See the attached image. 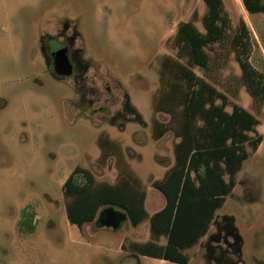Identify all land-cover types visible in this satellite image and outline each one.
Masks as SVG:
<instances>
[{
  "label": "rangeland",
  "instance_id": "1",
  "mask_svg": "<svg viewBox=\"0 0 264 264\" xmlns=\"http://www.w3.org/2000/svg\"><path fill=\"white\" fill-rule=\"evenodd\" d=\"M223 2L231 35L242 20L250 28L249 61L264 75V13ZM205 12L202 0H0V264H174L123 250L150 240L148 220L118 231L71 224L63 186L78 167L109 184L124 171L146 188L150 215L164 207L152 183L174 164L177 139L153 137L155 120L168 121L154 110L160 66L177 56L171 40L179 24L197 13L204 31ZM62 29L73 38L80 76L59 79L49 69L45 36ZM212 57L209 81L228 96L229 112L238 105L259 120L263 141L247 147L236 187L185 254L188 264H264V101L241 85L229 41L215 45ZM101 137L115 143L107 160ZM26 210L33 232L20 224Z\"/></svg>",
  "mask_w": 264,
  "mask_h": 264
},
{
  "label": "trees",
  "instance_id": "2",
  "mask_svg": "<svg viewBox=\"0 0 264 264\" xmlns=\"http://www.w3.org/2000/svg\"><path fill=\"white\" fill-rule=\"evenodd\" d=\"M202 1L206 6L201 18L204 31L194 22L197 13L194 20L181 22L171 40L177 56H165L159 71L160 87L154 110L166 115L168 121L155 120L153 137L160 140L172 133L177 139L174 164L163 179L152 183L163 195L164 207L150 215L146 188L138 178L124 171L116 183L109 184L97 181L90 170L78 167L63 186L71 224L80 229L98 224L101 211L116 207L127 214L133 227L149 221L150 240L123 244V250L174 264L189 263L185 251L207 235L217 210L236 187V176L250 154L247 147L255 151L263 141L256 130L259 120L238 105H233L229 112L228 96L208 79L216 63L212 57L214 46L229 41L241 69V85L255 101H264V75L249 61L251 30L242 20L231 35V18L223 0ZM241 2L248 14L264 13V0ZM195 68L204 76L197 74ZM99 146L102 160H107L115 143L101 137ZM27 215L26 210L25 221L20 224L25 222L27 232H33L34 214L29 218ZM163 239L165 243H161Z\"/></svg>",
  "mask_w": 264,
  "mask_h": 264
},
{
  "label": "flooded vegetation",
  "instance_id": "3",
  "mask_svg": "<svg viewBox=\"0 0 264 264\" xmlns=\"http://www.w3.org/2000/svg\"><path fill=\"white\" fill-rule=\"evenodd\" d=\"M66 30L57 31L56 34H47L44 40V51L46 52V61L48 63L49 69L52 75L59 79L71 78L73 76L79 75L80 60L78 56L73 51L72 42L73 38L66 34ZM67 58L68 63L71 65V74L62 75L60 71L64 67H60V62L63 59V56Z\"/></svg>",
  "mask_w": 264,
  "mask_h": 264
},
{
  "label": "water",
  "instance_id": "4",
  "mask_svg": "<svg viewBox=\"0 0 264 264\" xmlns=\"http://www.w3.org/2000/svg\"><path fill=\"white\" fill-rule=\"evenodd\" d=\"M64 55V54H63ZM60 67H64L60 73L62 75L71 74V65L68 63L65 55L60 62ZM128 221V216L125 212L117 209L116 207H107L99 214L97 219L98 225L102 228L118 231L122 224Z\"/></svg>",
  "mask_w": 264,
  "mask_h": 264
},
{
  "label": "crops",
  "instance_id": "5",
  "mask_svg": "<svg viewBox=\"0 0 264 264\" xmlns=\"http://www.w3.org/2000/svg\"><path fill=\"white\" fill-rule=\"evenodd\" d=\"M147 201H148V193H147V200H146V204H147ZM157 211H159V210H157ZM157 211H156V212H157ZM148 213H149V212H148ZM154 213H155V212H154ZM154 213H153V214H154ZM153 214H152V215H153Z\"/></svg>",
  "mask_w": 264,
  "mask_h": 264
}]
</instances>
